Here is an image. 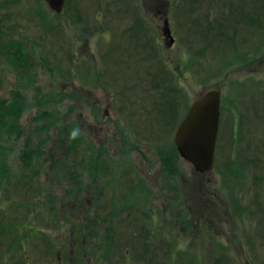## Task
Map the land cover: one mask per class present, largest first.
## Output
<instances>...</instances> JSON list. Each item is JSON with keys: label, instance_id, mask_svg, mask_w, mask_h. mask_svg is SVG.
I'll return each mask as SVG.
<instances>
[{"label": "rangeland", "instance_id": "1", "mask_svg": "<svg viewBox=\"0 0 264 264\" xmlns=\"http://www.w3.org/2000/svg\"><path fill=\"white\" fill-rule=\"evenodd\" d=\"M7 44L27 58L0 56V104L25 105L1 142L0 264H264V0H0ZM212 90L201 175L174 135Z\"/></svg>", "mask_w": 264, "mask_h": 264}, {"label": "water", "instance_id": "2", "mask_svg": "<svg viewBox=\"0 0 264 264\" xmlns=\"http://www.w3.org/2000/svg\"><path fill=\"white\" fill-rule=\"evenodd\" d=\"M55 14H61L65 0H45ZM163 35L169 46L173 38L165 22ZM220 93L210 91L196 100L174 136V146L179 158L189 164L196 173L205 175L212 172L219 130Z\"/></svg>", "mask_w": 264, "mask_h": 264}, {"label": "trees", "instance_id": "3", "mask_svg": "<svg viewBox=\"0 0 264 264\" xmlns=\"http://www.w3.org/2000/svg\"><path fill=\"white\" fill-rule=\"evenodd\" d=\"M23 53L24 52L20 46H15L12 44L11 45L7 44V45H4L0 48V56H3L7 61H9L11 66H13V68L16 70H20L19 68H21L23 66L26 67V61H24V59L26 60L27 57L22 56V55H24ZM24 106L25 105H23L22 103L20 104V102L16 98H15L14 102L8 106L4 103L0 104V157L3 156V153H2L3 148H2L1 142L3 141L4 136L10 137L13 133V134H18V137H22L23 132L20 129V127L16 126V128L14 129L13 124H15L19 120L20 114L23 112ZM47 116H48L47 113H44V114L42 113V115L37 116L36 118H34L32 120L34 128H33V131L31 133L33 134V136L34 135L35 136L41 135V133L45 132V130L48 129L47 123L45 122ZM65 136H66L65 139H68L70 141V148L78 145L76 143L77 138L73 139V132H72L71 128H69V127L66 128ZM31 137H32V135H29L28 138L30 139ZM48 139L49 138L46 137L44 140H40V142L42 143L43 146L45 143L48 142ZM25 141H27V139ZM41 148H42V146L38 147V150L36 152L37 155L42 154ZM94 154H95V156H100V155H97L95 152H94ZM30 157H31V153L28 155L26 151H23L22 159L24 160V162L26 159H30ZM165 170L166 171L171 170V167L169 165L165 164ZM6 172H7V169L5 168V164L3 163V165H2V162L0 161V187L3 183L2 181L5 180V178H6L5 177ZM74 243L75 242H73V244ZM80 248H81L82 252H84L83 248L82 247H80Z\"/></svg>", "mask_w": 264, "mask_h": 264}, {"label": "flooded vegetation", "instance_id": "4", "mask_svg": "<svg viewBox=\"0 0 264 264\" xmlns=\"http://www.w3.org/2000/svg\"><path fill=\"white\" fill-rule=\"evenodd\" d=\"M216 91V90H215ZM219 92V91H218Z\"/></svg>", "mask_w": 264, "mask_h": 264}]
</instances>
